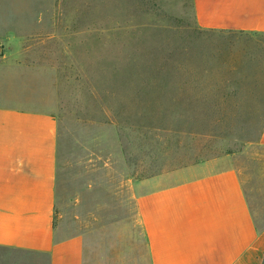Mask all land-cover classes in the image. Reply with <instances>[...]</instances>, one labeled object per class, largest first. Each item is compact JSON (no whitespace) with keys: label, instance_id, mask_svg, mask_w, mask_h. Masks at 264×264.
Listing matches in <instances>:
<instances>
[{"label":"crops","instance_id":"1","mask_svg":"<svg viewBox=\"0 0 264 264\" xmlns=\"http://www.w3.org/2000/svg\"><path fill=\"white\" fill-rule=\"evenodd\" d=\"M191 6L201 30L264 36V0ZM61 23L57 0H0V264H264V123L252 167L228 154L105 194L119 164L86 162L61 183L57 67L37 55Z\"/></svg>","mask_w":264,"mask_h":264},{"label":"rangeland","instance_id":"2","mask_svg":"<svg viewBox=\"0 0 264 264\" xmlns=\"http://www.w3.org/2000/svg\"><path fill=\"white\" fill-rule=\"evenodd\" d=\"M57 13L61 34L37 55L57 67L61 183L78 185L86 162L119 164L105 194L228 154L254 165L264 36L201 30L191 0H57ZM60 197L66 220L79 214Z\"/></svg>","mask_w":264,"mask_h":264},{"label":"built area","instance_id":"3","mask_svg":"<svg viewBox=\"0 0 264 264\" xmlns=\"http://www.w3.org/2000/svg\"><path fill=\"white\" fill-rule=\"evenodd\" d=\"M2 51H3V43L0 41V56L2 54Z\"/></svg>","mask_w":264,"mask_h":264}]
</instances>
